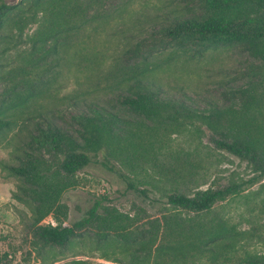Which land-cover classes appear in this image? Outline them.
I'll use <instances>...</instances> for the list:
<instances>
[{
    "label": "trees",
    "instance_id": "1",
    "mask_svg": "<svg viewBox=\"0 0 264 264\" xmlns=\"http://www.w3.org/2000/svg\"><path fill=\"white\" fill-rule=\"evenodd\" d=\"M15 8L0 0V36ZM30 10L38 23L30 50L0 94V144L10 156L0 165L15 178L12 198L29 212L19 210L31 235L22 258L33 252L52 264L54 249L93 229L96 242L120 244L103 255L113 264H264V226L241 229L213 213L240 197L264 208V0H30ZM233 48L247 53L249 66L259 61V78L221 84L226 103L188 95L191 73ZM58 80L72 85L61 104ZM202 151H224L253 174L186 188ZM93 164L155 208L145 227L139 213L149 208L131 215L105 196L70 219L63 197ZM14 257L3 252L0 264Z\"/></svg>",
    "mask_w": 264,
    "mask_h": 264
},
{
    "label": "rangeland",
    "instance_id": "2",
    "mask_svg": "<svg viewBox=\"0 0 264 264\" xmlns=\"http://www.w3.org/2000/svg\"><path fill=\"white\" fill-rule=\"evenodd\" d=\"M6 1L15 5L16 8L5 23L4 34L0 36V94L6 92L12 86V81L16 80L10 78V71L17 68L23 61V54L29 52L31 44L29 36L38 24L37 21L30 18V0ZM19 9L22 11L20 12ZM20 15H22L21 24L18 23ZM249 59L247 53L238 48L223 50L211 56L206 68L191 73L194 77V83L187 84L188 95L195 99L212 97V99L222 103L228 102L229 98L225 97L221 91L223 90L221 84L230 82L232 85L241 86L253 77L254 79L259 78L257 71L259 61L253 59L254 67H252L248 65ZM197 72L201 76L200 79L195 78L194 74ZM57 85V89L62 86V89H59L56 94V100L61 104L60 97L68 92L72 85L71 82L64 80H58ZM208 139L209 135L204 134L203 144L208 143ZM8 152L9 149L0 144V159L3 161L10 160ZM201 158L203 162L197 164V170L194 176L190 177L191 182L187 184L186 188L190 186L192 189L196 184H200L202 188L210 185L219 186L226 183L230 178L246 179L253 174L251 167L245 161H241L224 151H217L213 155H206V152L202 151ZM77 176L78 185L63 197L69 206L71 220L82 216L91 205L93 198L101 196L106 197L105 203L114 204L122 211L132 212V209L138 207L149 208L146 209L147 212L140 211L139 213L141 218L138 226L140 228L145 227L146 222L152 220L155 208L149 207L146 202L126 192L123 183L113 173L93 164L81 170ZM258 185L255 184L249 190H256ZM13 190H15V178L10 176L7 170L0 165V255L3 252H13L15 254L13 264H45L47 260H50L41 261L40 257H34L33 252L27 259L22 258L26 256V251L30 248L31 235L25 223L20 220L19 210L29 212L23 203L12 198ZM245 200L244 197H240L225 205L218 204L213 213H223L241 229H247L250 224L264 226V208L256 204L254 200L246 203ZM132 214L134 215L133 212ZM44 222L54 223L50 216L45 217ZM93 231L91 229L84 234L83 238L73 240L69 248L54 249L53 256L56 255L58 260L52 264H64L72 259H86L90 262L113 264L103 255L107 254L112 257L114 251H119L120 244L98 243ZM253 243L256 250H262L259 243ZM180 261L178 260V262ZM202 262L203 264H211V261L207 259H202L200 264ZM178 264H183V261Z\"/></svg>",
    "mask_w": 264,
    "mask_h": 264
}]
</instances>
